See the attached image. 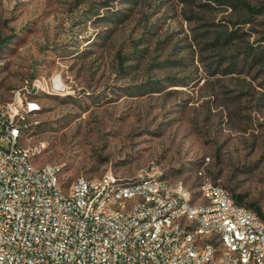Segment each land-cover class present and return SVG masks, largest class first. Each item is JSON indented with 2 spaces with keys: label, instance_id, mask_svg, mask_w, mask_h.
Masks as SVG:
<instances>
[{
  "label": "rangeland",
  "instance_id": "374dc122",
  "mask_svg": "<svg viewBox=\"0 0 264 264\" xmlns=\"http://www.w3.org/2000/svg\"><path fill=\"white\" fill-rule=\"evenodd\" d=\"M237 1L254 13L215 0H0V105L25 79L48 83L22 97L32 162L61 165L65 191L79 176L153 170L195 200L211 180L264 212V0Z\"/></svg>",
  "mask_w": 264,
  "mask_h": 264
},
{
  "label": "built area",
  "instance_id": "2783aa9c",
  "mask_svg": "<svg viewBox=\"0 0 264 264\" xmlns=\"http://www.w3.org/2000/svg\"><path fill=\"white\" fill-rule=\"evenodd\" d=\"M25 79L0 105V264H264V216L202 181L197 199L180 179L153 170L75 178L61 188L59 164L32 162L21 144L45 89Z\"/></svg>",
  "mask_w": 264,
  "mask_h": 264
},
{
  "label": "trees",
  "instance_id": "16d2710c",
  "mask_svg": "<svg viewBox=\"0 0 264 264\" xmlns=\"http://www.w3.org/2000/svg\"><path fill=\"white\" fill-rule=\"evenodd\" d=\"M215 1H216L217 6L224 7V8L226 6H230V7L241 10L244 14H250L251 15L255 11V9L245 1L244 2L243 1H237V0H215ZM103 5H104V7H109L107 3H104ZM112 12H114V13H112V18L116 19L118 21H121L120 20L121 18L118 16V14L115 13L116 11H112ZM120 16H125V15L120 14ZM234 26H236V24ZM222 34H223V32H220L216 35V38L214 40L215 43H218L219 39L222 37ZM234 35H235V31H231L230 33L226 34L224 37L225 41H229ZM263 53H264V50H263ZM246 55H248V53ZM233 199L235 200L236 203L242 204L245 206V203L243 202L242 198L239 195L233 196ZM246 207L255 211L260 217L264 216V212H261L260 208L258 206H256L255 204L249 203V204H247Z\"/></svg>",
  "mask_w": 264,
  "mask_h": 264
}]
</instances>
